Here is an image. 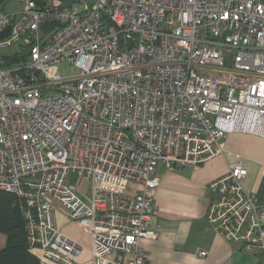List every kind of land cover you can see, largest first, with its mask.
Segmentation results:
<instances>
[{"label":"built area","instance_id":"obj_1","mask_svg":"<svg viewBox=\"0 0 264 264\" xmlns=\"http://www.w3.org/2000/svg\"><path fill=\"white\" fill-rule=\"evenodd\" d=\"M23 2L0 10V34L11 28L0 40V191L24 204L39 264H78L83 252L58 230L56 205L91 236L92 264H151L158 166L205 164L230 134L264 138V0ZM3 56L20 59L3 68ZM247 176L236 164L209 185L206 218L264 264V200L244 190Z\"/></svg>","mask_w":264,"mask_h":264},{"label":"crops","instance_id":"obj_2","mask_svg":"<svg viewBox=\"0 0 264 264\" xmlns=\"http://www.w3.org/2000/svg\"><path fill=\"white\" fill-rule=\"evenodd\" d=\"M19 1L24 5L23 0ZM236 164H242L248 172L243 182L244 190L257 195L259 200L263 201L264 138L248 134H230L224 140V153L205 164L178 171H169L163 165L158 166L160 186L154 198L152 218V227L157 237L143 242L151 264L261 262L258 250L247 253L241 245L226 241L206 218L212 199L209 185L228 174L231 166ZM83 195L88 201L89 193ZM55 210V224L58 230L83 249L78 264H92L91 236L79 224L70 221L61 207L56 205ZM6 243L7 237L0 234V252ZM31 252L36 256L37 252ZM201 252H207V255L201 257ZM115 257L116 255L112 254L109 259L113 260Z\"/></svg>","mask_w":264,"mask_h":264},{"label":"trees","instance_id":"obj_3","mask_svg":"<svg viewBox=\"0 0 264 264\" xmlns=\"http://www.w3.org/2000/svg\"><path fill=\"white\" fill-rule=\"evenodd\" d=\"M1 67L11 68L12 64ZM24 210L25 206L17 196L0 191V234L7 237L6 246L0 252V264H39L29 249Z\"/></svg>","mask_w":264,"mask_h":264},{"label":"rangeland","instance_id":"obj_4","mask_svg":"<svg viewBox=\"0 0 264 264\" xmlns=\"http://www.w3.org/2000/svg\"><path fill=\"white\" fill-rule=\"evenodd\" d=\"M23 8H24V5L19 0H8L6 2V4L4 5L3 10H4L5 14H12V13L22 12ZM3 54L4 55H12V54H14V51L11 49L5 50L3 52ZM0 63H1V58H0ZM62 71H63V74H65L66 76L72 74V72H73L68 67L63 68ZM80 184H81V182H80ZM81 186H82L83 193L87 195L89 188H90V184L86 182V183H82Z\"/></svg>","mask_w":264,"mask_h":264},{"label":"water","instance_id":"obj_5","mask_svg":"<svg viewBox=\"0 0 264 264\" xmlns=\"http://www.w3.org/2000/svg\"><path fill=\"white\" fill-rule=\"evenodd\" d=\"M6 0H0V8L5 3ZM41 7L44 6L43 3L39 4ZM59 26L56 22H50L42 25V31L44 34H47L48 32L52 31L55 27ZM11 32V28H7L3 33L0 34V40H3L9 36ZM30 49H26L21 51L22 56H28L30 54ZM20 56H3L2 61L3 63H9V64H15L19 61Z\"/></svg>","mask_w":264,"mask_h":264}]
</instances>
